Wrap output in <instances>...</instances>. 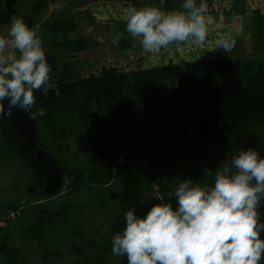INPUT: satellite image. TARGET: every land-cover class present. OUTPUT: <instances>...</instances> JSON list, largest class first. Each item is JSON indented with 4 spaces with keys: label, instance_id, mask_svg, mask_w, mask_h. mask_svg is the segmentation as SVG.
<instances>
[{
    "label": "rangeland",
    "instance_id": "1",
    "mask_svg": "<svg viewBox=\"0 0 264 264\" xmlns=\"http://www.w3.org/2000/svg\"><path fill=\"white\" fill-rule=\"evenodd\" d=\"M48 1H34L41 3L35 7L31 0H16L13 5L0 0V11L10 19L12 16L24 19L28 15L33 18V25L27 20L28 27L39 26L38 35L43 41L42 47L51 68L50 75L55 73L51 76L72 79L96 75L104 67L128 71L231 55L264 64V0H258L261 1L259 11L253 9L256 7L255 0H206L209 6L207 15L210 17L208 37L215 31L217 37L220 30L215 27V21L222 12L226 25L224 30L231 32L237 41L231 53H223L222 49H216L209 42L207 44L208 47L211 45V50L203 45L179 51L175 45H171L159 53H147L142 49L139 38H132L125 30L127 10L96 11L94 7L97 3L94 0L78 10L74 18H70L68 23L73 28L54 33L56 26L52 24L55 19L65 21L63 14L59 12L58 17H48L52 10H58L55 7L63 8L65 3H53L50 7ZM107 1L114 4L119 0ZM182 2L165 0L163 9H180ZM137 3V8L148 5L160 7L159 0H137ZM9 26L10 21L1 22L0 19V35L7 36ZM58 27L65 26L59 24ZM210 80L208 78L207 81ZM148 104L153 107L150 113L139 110L135 114L124 111L103 113L94 106L85 128L88 127L87 130L80 128L83 126L76 114L54 112L51 119L57 136L41 118L38 119L39 142L45 148L54 149L57 142L66 140L64 130H75L74 139L85 141L82 149L79 150L80 145L77 147V154H57L61 162L71 167L66 170L61 190L49 197L38 190L35 182H32L34 174L15 154H2L0 134V228L3 229L0 230V264H69L74 261L73 245L87 248L92 245V240L84 242V237H93L96 241L99 234L104 237L121 206L111 192L122 191V185L116 178L105 181L107 170L113 168L116 160L130 147L148 146L155 163V173L152 172V175L164 181V189L158 190L159 183L150 182L148 175L145 172L142 174L141 188L150 197L151 206L170 200L175 202L168 194L185 178H191L201 186L214 183L213 176L203 174L205 166L215 170L230 163L234 156L232 149L209 138L194 139L190 134L180 139H167L169 126L181 114L187 113L186 101L174 97L164 101L160 95L152 94ZM99 115L105 122L125 125L122 138L127 146L104 161L86 149L87 143L94 145L96 142L95 132L100 128L97 122ZM258 134V139L264 145V128L258 129ZM161 137L164 141L157 140L158 146H155L154 140ZM73 141L76 140L67 138V142L75 144ZM70 168L74 170L69 175ZM75 179L76 184L72 183L69 187L67 182ZM32 188L34 191H30ZM112 256L111 253L107 256L108 263Z\"/></svg>",
    "mask_w": 264,
    "mask_h": 264
},
{
    "label": "clouds",
    "instance_id": "2",
    "mask_svg": "<svg viewBox=\"0 0 264 264\" xmlns=\"http://www.w3.org/2000/svg\"><path fill=\"white\" fill-rule=\"evenodd\" d=\"M130 6L126 32L139 38L147 53H159L175 45L179 51L200 48L209 36L206 0H183L180 9ZM22 17L12 16L7 36L0 35V116L16 109L45 116L43 108L32 112L34 91L55 87L51 68L38 35ZM216 48L231 53L236 39L225 31L221 12ZM120 35H123L121 33ZM58 94V92H57ZM211 186L185 178L168 194L172 203L152 204L139 215L137 208L124 214L125 227L111 237L113 255L126 256L127 264H261L264 258V223L258 207L264 200V158L252 146L241 148L230 163L215 170Z\"/></svg>",
    "mask_w": 264,
    "mask_h": 264
},
{
    "label": "trees",
    "instance_id": "3",
    "mask_svg": "<svg viewBox=\"0 0 264 264\" xmlns=\"http://www.w3.org/2000/svg\"><path fill=\"white\" fill-rule=\"evenodd\" d=\"M5 1L8 5H13L16 0ZM35 2L31 1L35 7H38L36 4H41ZM0 19L1 22L10 21L3 11H0ZM27 20L33 25V18L30 15L24 18L26 24ZM59 24L65 27L60 28ZM52 25L57 27L54 28V33L73 28L67 21L61 22L56 19ZM215 74L219 76H214ZM62 77L53 78L54 88L34 91L37 104L32 112L38 108H43L46 112L45 116H37L35 120L37 122L41 118L53 131L54 136H57L51 119L54 112L76 114L83 126L80 128L85 129L94 106L103 113L114 114L124 111L135 114L139 110L150 113L153 107L148 104V99L152 94H158L164 101L171 97L184 99L188 107L187 113L181 114L177 121L169 126L167 139H180L187 134L194 139L209 138L227 149H232L234 155H237L241 148L252 146L260 157L264 158V145L258 139V129L264 128V64L231 55L128 71L104 67L96 75L72 79ZM208 78L211 80L207 81ZM97 122L100 128L95 132L96 142L94 145L87 143L86 146L104 161L109 155H116L127 146L122 138L125 125L119 122H105L100 115L97 116ZM63 132L64 137L70 138L71 141L76 140L73 141L75 144L67 142L66 138L57 142L54 149H48L56 157L65 178L66 170L71 166L61 162L57 154H77V147L80 145L81 148L85 141L74 139L75 130ZM0 134L2 154H15L34 174V181L41 192L44 179L34 155L35 146H42L39 136L36 144L28 143L20 131L2 116ZM157 140L164 141L162 137L156 138L155 146H158ZM142 147L125 149V154L116 160L113 168H108L105 181L116 178L122 185L121 192H111V195L120 202V212L111 222L104 237L99 234L96 237L99 239L97 241L93 237H84V242L92 240L90 241L92 245L87 248L72 246L74 261L69 264H127L126 256L113 255L109 263L106 258L110 253L113 254L111 237L117 232H122L125 227L124 214L132 208H137L138 214L143 216L151 207L150 197L146 196L141 188L142 174L145 172L150 182L153 180L154 184L159 183L158 190L164 189V181L152 175V172L155 173L153 154L150 153L148 146ZM73 170L74 168L69 169V175ZM75 175L77 177V174ZM72 181L67 182L69 187L72 183L76 184L77 179ZM61 188L62 186L55 193ZM169 203L175 205L173 200ZM258 212L259 222L264 223V200L261 201ZM260 238L264 239V231L260 233ZM90 249L92 251H89ZM261 264H264V258Z\"/></svg>",
    "mask_w": 264,
    "mask_h": 264
},
{
    "label": "water",
    "instance_id": "4",
    "mask_svg": "<svg viewBox=\"0 0 264 264\" xmlns=\"http://www.w3.org/2000/svg\"><path fill=\"white\" fill-rule=\"evenodd\" d=\"M78 5H82V2H78ZM77 5H74V8ZM70 9L66 8L65 13L68 18ZM58 14L54 13L51 17H57ZM50 17V18H51ZM12 125H14L22 134L24 139L30 144H36L38 141V132L36 127V120L32 118L29 112H25L20 109L13 111L11 116H2ZM34 155L42 171L43 175V186L41 192L44 195L54 194L61 186L64 181V173L61 169L56 157L53 152L48 148L37 145L34 148ZM33 191V189H30Z\"/></svg>",
    "mask_w": 264,
    "mask_h": 264
},
{
    "label": "crops",
    "instance_id": "5",
    "mask_svg": "<svg viewBox=\"0 0 264 264\" xmlns=\"http://www.w3.org/2000/svg\"><path fill=\"white\" fill-rule=\"evenodd\" d=\"M32 2H34V1H44V2H46L47 0H31ZM82 2V5H78V2ZM89 2H91V0H49L48 2H47V4H48V6H50V7H52V5H53V3H55V5L57 4H63V3H65V6L63 7V8H61V7H55V8H58V10L57 11H51L50 12V15H49V17L48 18H50L51 17V15H54V13L56 14H58L59 15V13L58 12H62L61 14H63V20H65V21H69L70 20V18L71 17H73L74 18V16H75V13L78 11V10H81V9H83ZM94 2H96L97 3V5L94 7V10H96V11H103V10H106V11H113V10H118V9H128L130 6H136V5H138V3H137V0H119L118 2H115L114 4L112 3V2H108L107 0H94ZM261 2V1H260ZM258 0L256 1L255 0V5H256V7L254 8L253 7V9L256 11H259L260 9H259V3H260ZM134 3H135V5H134ZM263 3H264V1H263ZM214 4V3H213ZM74 5H77L75 8H74ZM66 8H69L71 11H70V14H68V19H65L66 18V13H65V9ZM62 10V11H61ZM94 10H92V11H94ZM77 16V15H76ZM58 17V16H57ZM76 20V19H75ZM212 33H213V35H212ZM216 39H217V37H216V31L215 32H211V36L210 37H208L207 38V40H206V43L204 44V46H206V49H208V50H211V49H209L210 47H211V45H214L215 47H216V44H215V41H216ZM207 42H209V43H211V45L208 47V44H207ZM217 49V48H216ZM203 60H206V59H203ZM193 61H195V60H193ZM55 74V73H54ZM54 74H51V75H54ZM56 76H51V78H52V80H53V78H55ZM82 147L83 146H81V148H79V150L80 149H82ZM86 149H88L87 147H86ZM34 176H33V179H32V182L34 183ZM32 183V184H33ZM36 184V183H35ZM33 189V188H32ZM33 191H34V189H33ZM7 225V224H6ZM9 226L7 225V228H8ZM6 228V229H7ZM5 229V228H4Z\"/></svg>",
    "mask_w": 264,
    "mask_h": 264
},
{
    "label": "flooded vegetation",
    "instance_id": "6",
    "mask_svg": "<svg viewBox=\"0 0 264 264\" xmlns=\"http://www.w3.org/2000/svg\"><path fill=\"white\" fill-rule=\"evenodd\" d=\"M59 13V12H58ZM64 17V16H63ZM34 181V180H33ZM35 182V181H34ZM36 187H37V185H36Z\"/></svg>",
    "mask_w": 264,
    "mask_h": 264
}]
</instances>
